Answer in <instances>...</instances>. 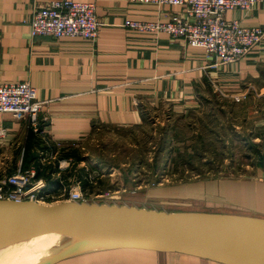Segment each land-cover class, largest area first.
Wrapping results in <instances>:
<instances>
[{"label":"crops","instance_id":"0c3cea01","mask_svg":"<svg viewBox=\"0 0 264 264\" xmlns=\"http://www.w3.org/2000/svg\"><path fill=\"white\" fill-rule=\"evenodd\" d=\"M47 1L0 0V85L29 81L36 87L38 100L44 103L40 115L44 135L52 141L81 142L102 124L138 125L150 104L179 105L208 88L233 92L241 99L248 92L264 94V38L242 60L219 63L205 49L166 32L124 26L129 18L167 21L183 7L129 0H78L97 5L101 28L96 40L32 36L34 7ZM226 16L264 28V1L252 10H228ZM28 131L26 117L0 112L1 174L25 145ZM260 187L252 197L247 193L245 205L254 212L246 214L264 217V180ZM54 264L222 263L176 252L118 248L82 252Z\"/></svg>","mask_w":264,"mask_h":264},{"label":"rangeland","instance_id":"374dc122","mask_svg":"<svg viewBox=\"0 0 264 264\" xmlns=\"http://www.w3.org/2000/svg\"><path fill=\"white\" fill-rule=\"evenodd\" d=\"M183 11L184 7L177 13ZM177 13H172L169 20ZM232 93L208 88L179 105L152 103L138 125L102 124L81 142L68 144L79 149L81 166L93 165L97 172L101 171L97 182L94 180L93 187L87 189L88 194L84 193L85 200L162 210L254 212L245 201L247 193L255 194L264 180V167L258 166V151L264 154V94L248 92L242 100H236ZM167 133L171 134L172 147L160 148ZM159 148L167 169L161 182L153 183L151 166ZM41 155L43 162L55 164L51 153ZM173 156L177 159L174 164L170 160ZM61 165H68L70 189L77 187L70 161L63 159ZM72 172L76 174L74 169ZM60 200L63 199L58 196L45 202ZM67 242L64 238L54 250L45 251L39 262Z\"/></svg>","mask_w":264,"mask_h":264},{"label":"water","instance_id":"95a60500","mask_svg":"<svg viewBox=\"0 0 264 264\" xmlns=\"http://www.w3.org/2000/svg\"><path fill=\"white\" fill-rule=\"evenodd\" d=\"M43 187L41 181L30 192ZM42 231L58 233L68 242L40 264L118 248L176 252L222 264H264V217L0 197V245L17 233L23 241Z\"/></svg>","mask_w":264,"mask_h":264},{"label":"built area","instance_id":"2783aa9c","mask_svg":"<svg viewBox=\"0 0 264 264\" xmlns=\"http://www.w3.org/2000/svg\"><path fill=\"white\" fill-rule=\"evenodd\" d=\"M137 3L169 4L184 7V11L174 14L169 21H142L128 19L125 26L137 31L167 32L174 38H181L194 47L205 49L207 56L214 57L219 63H236L242 60L251 49L264 38V29L260 26H246L238 19H228L226 13L231 9L251 10L264 0H131ZM101 28L94 2L78 0H50L36 4L30 22L31 35H49L55 38L82 36L96 40ZM236 100H242L236 96ZM44 103L38 100L37 89L29 81L9 82L0 85V112H10L15 117H26L28 128L43 134L41 112ZM2 134V133H1ZM50 146V141H46ZM58 147L62 144L56 142ZM51 153L57 158L58 152ZM60 168H66L61 165ZM68 161V160H66ZM37 170L33 166L19 169L3 181L15 186L13 190L3 192L0 197L13 200L37 199V189H30L44 179H36ZM70 201H86L84 192L78 185L69 190ZM42 201V200H41Z\"/></svg>","mask_w":264,"mask_h":264},{"label":"trees","instance_id":"16d2710c","mask_svg":"<svg viewBox=\"0 0 264 264\" xmlns=\"http://www.w3.org/2000/svg\"><path fill=\"white\" fill-rule=\"evenodd\" d=\"M171 134L167 133L163 138V143L160 145L161 147H164L165 145L167 147H172L171 143ZM256 137H260V135H256ZM50 141V146L47 145L46 141ZM71 145H65L62 144L61 147H58L57 143L55 141H52L51 139L47 138L46 140L43 137V134L37 133L34 131L32 127H29V131L26 138L25 145L19 150L16 157L14 158L13 163L8 168L6 174V178L10 175L18 172L19 169L26 170L31 167H35L37 170L36 179H44L46 181L45 187H43L37 195V199L42 201H50V198L52 197H58L61 196L63 200L68 199L69 197V190L71 183L68 181L67 178V170L66 168H60V162L61 160L65 159L70 161L73 168H70L71 175L75 177V181L80 185L82 191L87 195V189H91L90 187H93V181L97 182L98 178L101 176V171L97 172L95 170L93 165L84 166L80 165L82 164V159L79 154V149L75 147H70ZM175 145H173V148ZM157 149L156 155L154 156V163L151 166V174L150 179L153 183H159L161 182V179L164 177V171L167 169V161L161 156V150ZM177 149V148H176ZM49 150V152H58L56 162L55 164L53 162H43V155H41L42 151ZM259 153V167H264V154L261 153V151H258ZM20 156V159H17V156ZM198 156L200 157V153L197 152ZM182 156V154H180ZM19 157V156H18ZM74 157V161H73ZM201 159V158H199ZM171 162L174 161L177 162V159L173 156L171 157ZM178 164V163H176ZM178 167V165H176ZM76 172L74 174L72 170ZM93 173L95 175H93ZM5 174L0 173V179L5 178ZM5 178V180H6ZM0 186L3 188V192H7L10 190H13L15 186L9 182H6L5 184L0 183ZM90 193V192H89ZM58 195V196H56ZM90 202V201H88ZM162 210V209H159ZM167 211H191V212H211V213H237L232 211H221V210H186V209H175V210H167ZM241 214V213H238ZM246 214V213H245Z\"/></svg>","mask_w":264,"mask_h":264},{"label":"bare ground","instance_id":"6f19581e","mask_svg":"<svg viewBox=\"0 0 264 264\" xmlns=\"http://www.w3.org/2000/svg\"><path fill=\"white\" fill-rule=\"evenodd\" d=\"M22 235L17 233L0 245V264H39L42 254L54 250L63 239L58 233L42 231L19 241Z\"/></svg>","mask_w":264,"mask_h":264}]
</instances>
